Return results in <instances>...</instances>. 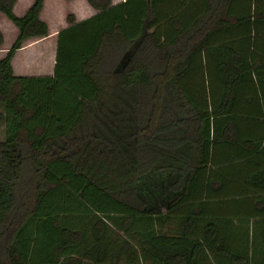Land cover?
<instances>
[{
	"label": "trees",
	"instance_id": "trees-1",
	"mask_svg": "<svg viewBox=\"0 0 264 264\" xmlns=\"http://www.w3.org/2000/svg\"><path fill=\"white\" fill-rule=\"evenodd\" d=\"M14 1L0 264H264V0H87L36 74L10 59L42 0Z\"/></svg>",
	"mask_w": 264,
	"mask_h": 264
},
{
	"label": "rangeland",
	"instance_id": "rangeland-1",
	"mask_svg": "<svg viewBox=\"0 0 264 264\" xmlns=\"http://www.w3.org/2000/svg\"><path fill=\"white\" fill-rule=\"evenodd\" d=\"M61 1L62 2L58 3V8L56 7L55 10H53V11L57 10V14L52 13V16H56V17H58V19H56V18L50 19V20H52L49 23L50 25H54V23H56V20L61 19L60 18V15H61L60 12L62 11V9L66 10V11L73 10L75 8V6L78 7L82 2V0H61ZM45 7H47V4L45 5ZM43 16H48V15L45 12V13H43ZM2 17L4 20H2ZM64 21H66V18ZM0 26L3 28V33H4V36H3L4 41L3 42H4L5 46H3V47L6 48L15 35V31H16L15 26L1 12H0ZM30 38L36 39L37 37H29V39L28 38L27 39L30 40ZM46 41H41L40 43H38V41L35 42L36 44H35L34 48H28V47L21 48L19 50V52H17V54L14 58L15 59L13 62V66L15 69L14 71L15 72L16 71L22 72V74H28V73L29 74H36V73L50 72L51 67H52V63H53L55 37L53 40H49V38H48ZM25 43H26V40H24L23 44H21L20 46H22V45L24 46ZM50 43H51V45H50ZM0 46H2V42L0 43ZM16 49H18V47ZM39 51H41V55H42L40 60H38V58L40 57L38 54ZM51 57H52V62L50 63ZM26 58L29 61L28 62H24V61L22 62V60H24ZM2 137H3V126L0 125V138H2Z\"/></svg>",
	"mask_w": 264,
	"mask_h": 264
},
{
	"label": "crops",
	"instance_id": "crops-1",
	"mask_svg": "<svg viewBox=\"0 0 264 264\" xmlns=\"http://www.w3.org/2000/svg\"><path fill=\"white\" fill-rule=\"evenodd\" d=\"M30 1L31 0H15L13 5H12L13 11L15 13H17V14L22 13L24 11V9L26 8V6L30 3ZM111 1H115V0H111ZM60 2H62V1L61 0H42V4H41V7H40V9L38 11V15H39L40 18H42L46 22L48 33L43 35V36H39L36 39H31L30 38V40H28L29 39L28 38V39H26V43L24 44V46L22 45V46L18 47V49L14 50V52H13V54L11 56V59H10L12 71L14 73H22V72H18V71L15 72L14 71L15 69H14V66H13V62L15 60L14 58H15L17 52H19V50L21 48H23V47L34 48V46L36 44L35 42H37V41H38V43H40L41 41H46L48 38H49V40H53L54 37H55V31L57 29H59L60 27L66 25V23H67L66 21H64L65 20L64 16H66V14H68V13L71 14L73 16V18L75 20H77V19L83 18L85 16H88L89 14H91V13H93L95 11L93 6L87 0H82L81 4L78 7L75 6V8L73 10L66 11V10L62 9V11L60 12L61 13V15H60L61 19L60 20H56V23H54V25H50L49 23H50V21H52L50 19H54V18L58 19V17L52 16V13L53 14H57V10L56 11H53V10H55L56 7L58 8V3H60ZM46 4H47V7H45ZM45 12H46V14L48 16H43V13H45ZM2 20H4L3 17H2ZM0 31L2 33V38H3L4 33H3V28L1 26H0ZM3 41L4 40H2V46H0V55L5 50V48L3 47V46H5ZM50 45H51V43H50ZM38 54L40 56L38 58V60H40V58L42 56L41 55V51H39ZM23 61L24 62H28L29 60L26 58V59L22 60V62ZM51 62H52V57H51L50 63ZM257 156H259V157L256 160V162H254V163L252 161H250V160H247V158L245 156L242 157V159L243 158L244 159L241 160V161L245 162L246 167H249L251 169L252 167L259 166L260 164H262L264 162V157L262 156V154L259 153V154H257ZM244 184H245V186H248V187L252 186L251 183H248L246 181H244Z\"/></svg>",
	"mask_w": 264,
	"mask_h": 264
}]
</instances>
